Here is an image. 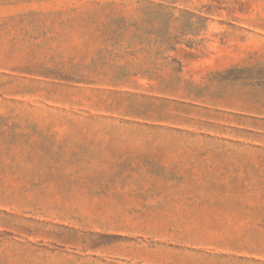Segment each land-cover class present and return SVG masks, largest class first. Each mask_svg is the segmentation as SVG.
<instances>
[{"label":"rangeland","instance_id":"1","mask_svg":"<svg viewBox=\"0 0 264 264\" xmlns=\"http://www.w3.org/2000/svg\"><path fill=\"white\" fill-rule=\"evenodd\" d=\"M0 264H264V0H0Z\"/></svg>","mask_w":264,"mask_h":264}]
</instances>
